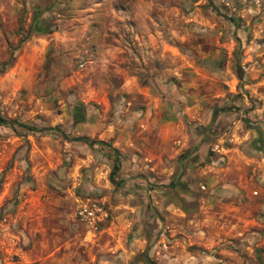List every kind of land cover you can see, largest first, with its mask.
<instances>
[{"label": "rangeland", "instance_id": "obj_1", "mask_svg": "<svg viewBox=\"0 0 264 264\" xmlns=\"http://www.w3.org/2000/svg\"><path fill=\"white\" fill-rule=\"evenodd\" d=\"M0 69V264H264V0H0Z\"/></svg>", "mask_w": 264, "mask_h": 264}, {"label": "trees", "instance_id": "obj_2", "mask_svg": "<svg viewBox=\"0 0 264 264\" xmlns=\"http://www.w3.org/2000/svg\"><path fill=\"white\" fill-rule=\"evenodd\" d=\"M2 72H3V70L0 69V74ZM72 116H73V120L76 124H80L84 121V112L81 108H75ZM0 123H5L2 118H0ZM78 140L87 143V138H78ZM116 171H117V167H116V165H113L111 174L113 175Z\"/></svg>", "mask_w": 264, "mask_h": 264}, {"label": "built area", "instance_id": "obj_3", "mask_svg": "<svg viewBox=\"0 0 264 264\" xmlns=\"http://www.w3.org/2000/svg\"><path fill=\"white\" fill-rule=\"evenodd\" d=\"M94 209H87L86 206L80 207L78 211V215L81 216V219L87 221L89 224L94 221L95 218H97L94 214V212H100L101 211L93 206ZM94 210V211H93ZM103 214V213H102ZM105 216V214H103Z\"/></svg>", "mask_w": 264, "mask_h": 264}]
</instances>
